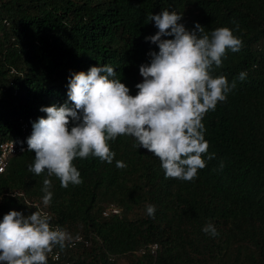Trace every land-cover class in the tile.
Instances as JSON below:
<instances>
[{"label": "trees", "instance_id": "16d2710c", "mask_svg": "<svg viewBox=\"0 0 264 264\" xmlns=\"http://www.w3.org/2000/svg\"><path fill=\"white\" fill-rule=\"evenodd\" d=\"M19 119L0 264H264V0H0Z\"/></svg>", "mask_w": 264, "mask_h": 264}, {"label": "built area", "instance_id": "2783aa9c", "mask_svg": "<svg viewBox=\"0 0 264 264\" xmlns=\"http://www.w3.org/2000/svg\"><path fill=\"white\" fill-rule=\"evenodd\" d=\"M18 133L14 139L5 140L0 142V175L4 172L7 165L9 164L10 160L15 157L17 154L26 151L29 147V128L26 122L19 119L18 120ZM35 206V205H34ZM35 211L33 214L28 216V222L32 226H37L42 224L43 221L47 218L46 212L35 206ZM119 214V209L113 204H107L101 211V217L108 218L110 216H115ZM89 240L77 237L73 239L70 244L69 248L73 247L74 245H82L83 247L89 246ZM21 251L18 257L20 262L25 261L27 254L29 252V245L26 241H20ZM156 250V245L152 244L147 246L146 248L139 249L138 254H143L148 252L149 254H154ZM44 257L51 262H56L58 260V253L47 251L44 254Z\"/></svg>", "mask_w": 264, "mask_h": 264}, {"label": "rangeland", "instance_id": "374dc122", "mask_svg": "<svg viewBox=\"0 0 264 264\" xmlns=\"http://www.w3.org/2000/svg\"><path fill=\"white\" fill-rule=\"evenodd\" d=\"M105 207V206H104Z\"/></svg>", "mask_w": 264, "mask_h": 264}]
</instances>
